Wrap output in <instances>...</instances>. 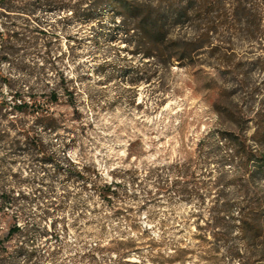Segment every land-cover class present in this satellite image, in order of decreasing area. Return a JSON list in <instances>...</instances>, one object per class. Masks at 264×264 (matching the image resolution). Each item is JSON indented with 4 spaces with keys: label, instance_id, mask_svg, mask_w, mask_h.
Segmentation results:
<instances>
[{
    "label": "rangeland",
    "instance_id": "rangeland-1",
    "mask_svg": "<svg viewBox=\"0 0 264 264\" xmlns=\"http://www.w3.org/2000/svg\"><path fill=\"white\" fill-rule=\"evenodd\" d=\"M50 1L32 16L45 32L0 68L73 89L77 108L54 105L51 132L18 114L35 141L0 121V264H264V228L244 240L235 224L219 251L197 236L219 193L235 216L264 208V166L246 157L264 154V0H130L157 6L190 49L171 63L142 57L113 7ZM75 170L112 183L110 200Z\"/></svg>",
    "mask_w": 264,
    "mask_h": 264
},
{
    "label": "trees",
    "instance_id": "trees-1",
    "mask_svg": "<svg viewBox=\"0 0 264 264\" xmlns=\"http://www.w3.org/2000/svg\"><path fill=\"white\" fill-rule=\"evenodd\" d=\"M87 1L90 2L84 8L86 16H90L91 10L94 8H100L102 3L117 10L121 20L127 25L125 33L133 30L132 35L136 37L135 46L142 57H154L158 61L171 63L173 60L183 61L190 56V49L184 45L185 42L171 39L168 36L165 29L166 18L164 19L159 13L157 6L149 4L144 7L145 5L139 1L130 0ZM51 4L50 0H0V65L4 62H11L13 55L18 52L17 44H26L31 33L45 32L41 28V22L36 19L37 17L32 18V16L37 11H52ZM11 13L26 16L28 19H25L24 23L10 21L8 18ZM29 19H32V22ZM2 84L8 88V93L0 96V121L4 117H10L9 121L17 129V135L24 137L25 140L35 141L40 138L31 128L17 124L16 116L18 114L34 117L38 126L51 132L61 126V119L54 111V105H58L64 98V104L77 108V99L73 89L69 90V87L59 85V83L47 81L42 85H25L11 75L5 74L0 68V85ZM18 140L19 138L16 139L17 142ZM53 157L50 156L48 160H55ZM246 157L248 162L252 161L258 166H264V154L259 156L253 151H248ZM74 172L76 181H81L84 187L88 182L92 183L94 193L103 200H110L111 194L114 193L112 183L98 184L82 171L75 170ZM177 192L184 194L181 189H178ZM247 208L248 212L246 213H243L245 208H240L239 213L242 214L238 216H235L231 209L225 205L220 210L219 193L209 208V218L203 225H198L199 229H203V233H199L197 236L207 242L210 241V238L213 239L209 249L213 251L220 249V235L232 233L235 224L244 240H248L250 236L257 237L260 235L261 229L264 228V208L260 204L255 208ZM19 230L20 225L15 224L10 230V235ZM132 242L129 240L126 243L129 245L128 248L132 247ZM92 248L96 250L100 247L95 245ZM127 252L125 251L124 254ZM186 252L185 247H178L174 250V255L180 259Z\"/></svg>",
    "mask_w": 264,
    "mask_h": 264
}]
</instances>
